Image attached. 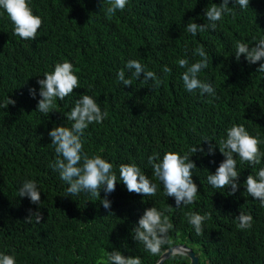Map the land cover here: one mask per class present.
<instances>
[{
    "label": "trees",
    "instance_id": "obj_1",
    "mask_svg": "<svg viewBox=\"0 0 264 264\" xmlns=\"http://www.w3.org/2000/svg\"><path fill=\"white\" fill-rule=\"evenodd\" d=\"M222 0H128L115 15H106L108 0H30L34 14L43 25L36 40L14 35V25L0 9V253L14 254L17 264H101L105 252L119 250L124 256H139L142 264H154L160 254L177 243L191 247L198 264H264V207L247 192L244 181L264 168L237 160L239 188H213L207 180L225 159L221 141L233 125H243L259 136L264 152V72L256 71L264 60L249 64L242 55L235 59L238 41L252 44L264 38V0H250L241 8L229 0L230 13L193 36L186 30L189 20L209 24L204 15L212 4ZM103 37V38H102ZM203 46L208 67L198 76L214 87L215 95L188 92L182 80L186 71L178 60L189 64ZM135 59L162 81L132 76L126 68ZM65 60L74 66L79 88L72 98H57L47 115L37 111L41 97L36 87L46 72ZM164 66L171 71L164 73ZM123 69L131 86L117 78ZM164 73V74H163ZM178 78V79H177ZM174 81V82H173ZM40 86V85H39ZM36 89L32 98L29 89ZM92 96L107 117L84 131V150L100 154L113 164L117 175L115 191L107 194L110 209L87 193L70 195L69 185L49 165L56 159L48 132L55 126L71 127L67 115L80 95ZM15 105L3 107L7 98ZM216 144L214 155H205L194 146L208 149ZM103 150V151H101ZM168 151L188 154L196 164L193 181L199 193L194 204L177 208L175 199L164 194L163 184L154 177L148 157ZM135 163L153 183L155 196L129 193L119 181V165ZM26 180L36 181L41 190L40 205L19 197ZM105 198L101 189L100 199ZM171 207L173 228L169 243L159 255H152L133 239V229L145 209ZM39 211L43 220L25 222ZM210 214L204 233L197 236L187 214ZM240 212L253 217L250 229L238 228ZM163 264H190L182 254H172Z\"/></svg>",
    "mask_w": 264,
    "mask_h": 264
},
{
    "label": "clouds",
    "instance_id": "obj_2",
    "mask_svg": "<svg viewBox=\"0 0 264 264\" xmlns=\"http://www.w3.org/2000/svg\"><path fill=\"white\" fill-rule=\"evenodd\" d=\"M110 4L106 8V15H115L117 10H123L128 0H108ZM241 8L249 7L250 0H234ZM229 0H222L217 6L212 4L204 11V15L209 24H197L189 20L186 30L193 36L197 32H203L209 29L215 30L216 22L221 21L226 13H230ZM0 9L6 11L8 17L14 25V35L23 40H36L38 30L43 25L41 16L34 14L30 6V0H0ZM238 41L235 45V59L240 60L243 55L249 64H255L264 60V38L252 44ZM194 55L200 57L194 63L189 64V60L182 58L178 60L181 68L186 71L182 74L183 84L188 92L199 90L200 94L205 93L215 95L214 87L199 79L198 74L208 67V54L203 46L194 50ZM126 68L133 70L132 76L140 79L143 73L145 81H153L155 86H159L162 81L152 71H146L145 66L139 61L132 59L127 61ZM162 71L169 73L171 69L164 66ZM258 72H264V63H261ZM43 79L37 82L40 85L36 87L39 90L41 99L37 105V111L48 114L55 108L57 98L64 100L72 98L74 89L79 88V77L75 74L74 66L71 62L65 60L57 63L54 71L46 72ZM117 78L125 86H131V78H125V72L121 69L117 73ZM29 94L32 98L36 97V89L30 88ZM15 100L7 98L3 107L15 105ZM107 112L101 111L97 101L90 95L82 94L76 101L75 106L67 115V120L72 121L71 127L55 126L48 132L51 144L55 148L56 159L49 166L59 173L62 181L66 182L69 187L67 192L70 195H78L82 192L97 197L105 209H110L111 204L107 199V194L115 191L117 184V175L113 171V164L103 158L100 154L91 156L84 150V131L93 123H101L106 117ZM208 142V149L205 152L203 147L194 146L190 149L192 154L197 151L205 155H214L216 144ZM261 140L259 136H252L246 128L241 125H233L227 130L226 139L221 141L219 151L225 159L219 164L214 174L207 176L208 183L213 188H231L230 195L235 194L239 188L240 173L237 171V160L233 154H236L242 162L250 165L261 163L264 152L260 150ZM103 151V150H101ZM192 156V155H191ZM188 154L181 155L179 152L168 151L160 157L159 153H153L148 157V163L152 166L153 175L158 179L164 188V194L167 197L175 199L177 208L182 205L187 206L197 201L199 193L198 185L193 181L192 170L196 164L191 160ZM119 181H122L129 193H136L145 196H155L157 193V184L153 183L149 177L144 174L141 168L135 163H123L119 165ZM246 192L255 200H259L264 207V168L254 176L249 174L244 181ZM101 189L105 193V198L100 199ZM19 197H28L32 204L40 205L41 190L38 188L36 181L26 180L19 188ZM171 207L164 210H158L155 206L147 208L144 214L139 218L137 226L133 229V239L143 244L145 250L152 255H159L162 247L169 243L168 234L173 228L169 216L165 213L171 211ZM35 218L37 223L43 220V214L37 209L32 212L29 209V216L25 222L30 223ZM188 223L193 226L197 236L204 233V221L210 218V214L201 215L198 212H189L187 214ZM236 219L239 221L238 228L250 229L252 227L253 217L250 214L240 212ZM179 254V253H177ZM106 260L101 264H142L139 256H124L121 251L113 250L105 252ZM0 264H17L14 254L0 253Z\"/></svg>",
    "mask_w": 264,
    "mask_h": 264
},
{
    "label": "water",
    "instance_id": "obj_3",
    "mask_svg": "<svg viewBox=\"0 0 264 264\" xmlns=\"http://www.w3.org/2000/svg\"><path fill=\"white\" fill-rule=\"evenodd\" d=\"M182 254L189 259L190 264H198L199 256L191 247L184 243H177L164 250L154 264H163L172 254Z\"/></svg>",
    "mask_w": 264,
    "mask_h": 264
},
{
    "label": "bare ground",
    "instance_id": "obj_4",
    "mask_svg": "<svg viewBox=\"0 0 264 264\" xmlns=\"http://www.w3.org/2000/svg\"><path fill=\"white\" fill-rule=\"evenodd\" d=\"M103 38V37H102ZM164 74V73H163ZM178 79V78H177ZM174 82V81H173Z\"/></svg>",
    "mask_w": 264,
    "mask_h": 264
}]
</instances>
